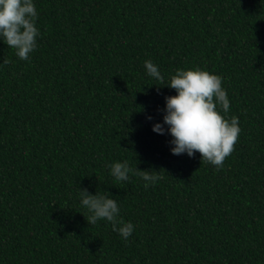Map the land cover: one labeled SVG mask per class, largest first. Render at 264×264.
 I'll list each match as a JSON object with an SVG mask.
<instances>
[{
    "label": "trees",
    "instance_id": "trees-1",
    "mask_svg": "<svg viewBox=\"0 0 264 264\" xmlns=\"http://www.w3.org/2000/svg\"><path fill=\"white\" fill-rule=\"evenodd\" d=\"M33 2L29 59L0 40V264H264V0ZM145 60L165 83L223 78L241 129L223 168L152 131L177 93ZM124 161L163 179L117 182ZM84 188L118 202L127 242L88 224Z\"/></svg>",
    "mask_w": 264,
    "mask_h": 264
},
{
    "label": "clouds",
    "instance_id": "clouds-1",
    "mask_svg": "<svg viewBox=\"0 0 264 264\" xmlns=\"http://www.w3.org/2000/svg\"><path fill=\"white\" fill-rule=\"evenodd\" d=\"M38 13L33 0H0V40L15 50V55L27 61L37 48V37L40 30L36 27ZM9 63L4 59L3 64ZM146 73L160 84L176 91L175 96L165 97L163 123H155L152 131L165 135L170 134L173 155L187 153L193 157L201 154V162L209 163L217 169L224 166L225 158L234 151L241 132L239 120L232 116L226 119L230 108L227 91L222 87L223 78L199 68L195 70L177 69L170 80L165 77L158 66L151 60H145ZM219 106V108H218ZM151 120L152 117H147ZM165 125L168 126L167 130ZM111 176L117 182L130 181V174L139 176L147 189L163 179L160 172L154 170L141 171L130 167L128 161L115 162L108 165ZM80 203L87 209L85 217L90 225L99 220L111 223L112 230L127 242L134 231L131 222L119 218L120 206L109 195L90 194L87 188L79 189Z\"/></svg>",
    "mask_w": 264,
    "mask_h": 264
}]
</instances>
